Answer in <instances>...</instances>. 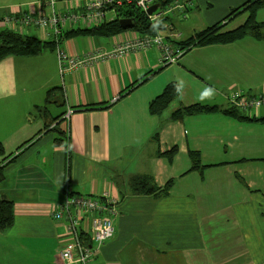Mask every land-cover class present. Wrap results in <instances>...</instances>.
Returning <instances> with one entry per match:
<instances>
[{
    "label": "crops",
    "instance_id": "obj_1",
    "mask_svg": "<svg viewBox=\"0 0 264 264\" xmlns=\"http://www.w3.org/2000/svg\"><path fill=\"white\" fill-rule=\"evenodd\" d=\"M86 1L0 0V31L57 41L39 54L0 60V141L6 157L12 154L7 161L14 158L4 169L0 194L15 210L14 224L0 230V264H65L61 251L74 245L77 258L78 239L94 251L89 264H264V123L221 112L171 119L183 106L238 108L232 104L238 91L262 93L264 39L247 34L231 43L195 46L166 65L160 49L152 47L62 71L58 48L83 57L141 33L128 29L105 39L88 33L60 40L50 30L3 20L21 11H77ZM248 1L188 0L168 16L160 33L174 42L187 39ZM243 9L224 20V30L245 22ZM114 18L110 11L103 22ZM256 18L264 22V7ZM82 23L68 22L63 31L101 21ZM258 31L264 34V25ZM170 82L180 85V93L163 112L152 113L150 103ZM55 87L58 92L49 97ZM54 103L62 106L56 116ZM42 105L49 112L36 108ZM252 109L241 110L264 116V106ZM55 126L66 132L62 144L55 141ZM173 147L171 155H162ZM191 150L199 152V163ZM138 175L152 176L160 191H133L130 183ZM71 197L101 207L74 206L79 238L65 210ZM97 216L114 224V236L102 245L92 229Z\"/></svg>",
    "mask_w": 264,
    "mask_h": 264
},
{
    "label": "trees",
    "instance_id": "obj_2",
    "mask_svg": "<svg viewBox=\"0 0 264 264\" xmlns=\"http://www.w3.org/2000/svg\"><path fill=\"white\" fill-rule=\"evenodd\" d=\"M163 4L172 0H160ZM250 3V4H249ZM246 4H249L246 7ZM246 4L232 9L224 19L208 26L202 30L197 31L193 36L187 39L177 40L175 43L182 48L184 55L192 47L195 46H207L212 44H226L235 42L242 39L247 34H253L254 36L264 39V34L259 32L260 27L264 25V22H260L256 18L257 11L264 7V0H250ZM244 8V9H243ZM243 9L242 12H248L245 22L237 28L231 30H224L226 23L224 20L232 17V15H238V12ZM170 15V14H169ZM157 22H150L145 12L140 11L134 4L124 5L117 7L115 10V18L99 23L93 28H78L70 31H63V34L59 39L68 37L70 35L99 33L103 36H112L124 32L125 30L132 29L138 31L141 34L155 35L163 31L166 26L164 21L168 19V16ZM123 18H130L133 20L134 25L131 28L125 29L122 27L120 20ZM164 33V32H163ZM57 45L55 40L41 39L36 35H31L24 32L15 31L13 29H5L0 31V60L8 55H36L41 53L45 49H53ZM181 55V56H182ZM59 88L55 87L48 91L49 97L58 92ZM180 93V85L177 82H170L164 89V91L150 103V110L154 114H160L163 112L169 104ZM51 100V99H50ZM51 102V101H50ZM39 111L43 113L49 112L47 105L36 106ZM221 112L231 117H234L240 121H252L264 123V116L254 117L244 113L241 109L232 106L222 107L219 105H211L205 103H194L188 106H183L174 111L171 115L172 120H182L187 116ZM59 119V118H58ZM57 119V120H58ZM54 129L58 132L56 137V143L62 144L65 140L64 136L66 132L61 130L58 126ZM20 150V149H18ZM176 151V147L171 150L163 152L162 155H171ZM191 156L196 163H199V152L195 150L190 151ZM7 155L2 141H0V182L5 178L4 169L13 161L7 159L11 156ZM7 161V162H6ZM195 168V167H194ZM173 180L168 181L163 190H168L172 185ZM133 191L137 193H152L160 191V187L155 183L154 179L150 175H138L132 178L130 183ZM14 203L0 194V230H6L14 224Z\"/></svg>",
    "mask_w": 264,
    "mask_h": 264
},
{
    "label": "built area",
    "instance_id": "obj_3",
    "mask_svg": "<svg viewBox=\"0 0 264 264\" xmlns=\"http://www.w3.org/2000/svg\"><path fill=\"white\" fill-rule=\"evenodd\" d=\"M187 1L188 0H172L163 4L160 0H87L85 5L77 11H67L64 13L52 11L49 14L39 15L21 11L20 13H10L6 15L3 20L10 25H17L20 27L37 26L47 32L50 30L58 38L63 34L64 27L68 22L77 24H80L81 21L90 20L103 22V20H106L107 13L110 11L115 12L116 8L120 6L134 4L140 11L145 12L150 22H157L178 9L183 10L186 7ZM156 3L160 5L150 14L148 12L149 8ZM46 34L48 35V33ZM171 38V35H164L160 32L155 35L138 34L126 39L123 43H118L110 51L95 48L86 53L83 57L74 56L65 49L58 48L59 63L62 71H64V69L73 70L88 64H95L100 61L123 56L130 51H145L149 48L157 47L161 51L162 63L172 64L179 60L183 54V50L172 41ZM232 104L242 110L262 107L264 106V91L256 95H250L240 90L233 95ZM72 112L73 110L69 109L65 117L69 118ZM69 205H72V207L70 208ZM74 206H77L83 211H87V209H101V207L98 206L97 201H92L90 199L71 197L70 200H67L65 210L71 220L70 228L79 238L77 227L80 225V220L77 214L72 212ZM58 216H60V213ZM92 229L98 245H102L114 236V224L112 220L107 217H95L92 221ZM77 244L79 246L77 258L73 251L74 245L67 246L61 251V257L65 264L72 263L76 260L83 264L90 263L94 254L93 249L82 245L79 239Z\"/></svg>",
    "mask_w": 264,
    "mask_h": 264
},
{
    "label": "rangeland",
    "instance_id": "obj_4",
    "mask_svg": "<svg viewBox=\"0 0 264 264\" xmlns=\"http://www.w3.org/2000/svg\"><path fill=\"white\" fill-rule=\"evenodd\" d=\"M36 14V13H35ZM34 14V15H35ZM36 15H39V13H37ZM176 19H181V17H179L178 15L176 16ZM0 21H1V17H0ZM180 21V20H179ZM82 22H80V24H81ZM182 23V22H181ZM82 24H85L86 25V22H84V23H82ZM83 26V25H82ZM37 27V26H36ZM38 28V27H37ZM98 38L99 39H105L106 37H104V36H98ZM56 100H58V98H56ZM51 110H52V114L54 115V116H56L57 114H59V112H60V108H62V106H58V105H56L55 103L54 104H52L51 106ZM249 113H253V109H251V110H249ZM54 136H56V134L55 133H52ZM50 147L51 149H53V144H49V145H47V147ZM20 161V160H19ZM19 258H22L21 256L19 257ZM15 264V263H14ZM16 264H21V263H19V262H17Z\"/></svg>",
    "mask_w": 264,
    "mask_h": 264
},
{
    "label": "water",
    "instance_id": "obj_5",
    "mask_svg": "<svg viewBox=\"0 0 264 264\" xmlns=\"http://www.w3.org/2000/svg\"><path fill=\"white\" fill-rule=\"evenodd\" d=\"M159 5H160L159 3L154 4L153 6H151L149 8L148 12L150 14L153 13L158 8ZM120 23H121L122 27L125 29L131 28L134 25L133 20L130 18H123L120 20Z\"/></svg>",
    "mask_w": 264,
    "mask_h": 264
},
{
    "label": "bare ground",
    "instance_id": "obj_6",
    "mask_svg": "<svg viewBox=\"0 0 264 264\" xmlns=\"http://www.w3.org/2000/svg\"><path fill=\"white\" fill-rule=\"evenodd\" d=\"M164 65H166V64H164Z\"/></svg>",
    "mask_w": 264,
    "mask_h": 264
}]
</instances>
